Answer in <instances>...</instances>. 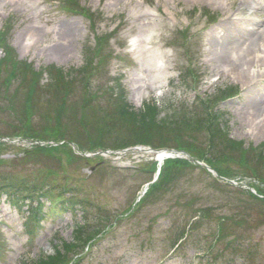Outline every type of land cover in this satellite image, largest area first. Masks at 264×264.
<instances>
[{
	"label": "rangeland",
	"instance_id": "1",
	"mask_svg": "<svg viewBox=\"0 0 264 264\" xmlns=\"http://www.w3.org/2000/svg\"><path fill=\"white\" fill-rule=\"evenodd\" d=\"M81 4L100 14L92 16L97 30L92 28L88 18L61 11L56 0H0V30L6 19L12 18L7 41L14 48V55L21 61L31 62L35 70L54 65L66 72L85 63L86 46L96 43L93 30L100 35L112 32L111 55L105 68L90 83L92 92L104 96L103 107L109 93L102 91L116 83L125 87L128 93L126 101L135 110H140L145 102L153 99L161 108L166 107L165 113L171 110V105L181 102L191 105L196 96L206 97L221 85H237L238 97L225 101L221 106L230 138L243 141L247 146H261L264 150V0H81ZM205 8L217 14L215 21H210L209 15L204 14ZM229 24L242 28L236 44L226 42ZM185 36L190 38L185 49H176L173 45L183 41ZM192 55L201 80L197 89L186 90L179 73L180 69L188 67L185 56ZM44 76L41 85L46 83ZM122 88L118 84L115 90L118 92ZM5 91L10 92L7 102L24 98V92L17 91L16 82H10ZM37 91L46 101L48 92ZM49 101L51 104L47 106L44 103L34 120L28 119L34 128L42 130L45 127L41 126L47 123L65 137L72 136L81 145L100 143L101 140L112 144L114 138L108 139L109 120L106 121L103 114L109 111L101 109L102 114L95 113L91 120L81 122L79 110L75 112L72 107H63L62 102L56 106ZM9 114H12L11 110H0V135L10 132L14 127L11 123L21 117L19 112ZM40 115L45 118L41 119ZM115 124L121 130L120 124ZM181 129L180 125L161 127L157 132L153 131L154 136L159 132L167 136H153L152 142L174 143L181 139L178 137ZM145 133L150 134L148 130ZM129 135L132 138L141 134H135L132 128L122 132V138ZM196 152L201 153V149L197 147ZM16 153L18 150L7 149L4 158H13ZM149 158L150 154L145 151H137L106 159L112 167L127 168ZM35 159L46 166H55V161L42 154ZM224 162L222 159L221 163ZM112 167L92 174L89 165H85L81 175L89 177H85L83 186L108 206L123 208L124 203L133 199L146 177H134L132 171L122 173ZM233 171L245 173L238 167ZM245 181L255 183L251 179ZM181 184L186 195L178 191V195H167L164 200L152 201L137 210L133 216L123 217L101 240L92 244L76 264H264L262 205L238 192L236 189L239 188L235 186L215 183L199 169ZM194 202L195 206L212 208L216 216L247 220L248 224L232 220L227 223L228 229L236 231L237 235L247 236L241 251L227 248L225 240L218 241L215 249L209 253L205 251V258L193 261L199 254L197 248H206L211 241H216L218 226L215 222L208 224L210 218L188 235L175 254L169 250L167 229L173 219L168 211L172 216H178L182 211L177 204L181 203L182 208L189 212V206ZM36 204V200L25 202L19 210L12 207L5 197L0 199V233L7 250L6 255L0 258V264L31 263L41 255L53 254L63 240L72 239L75 217L64 211L59 217L48 215L43 218L31 241L24 226L28 209ZM44 206L43 212L48 210L47 203ZM200 239L205 245L198 244ZM248 247L252 249L251 257L245 254Z\"/></svg>",
	"mask_w": 264,
	"mask_h": 264
},
{
	"label": "trees",
	"instance_id": "2",
	"mask_svg": "<svg viewBox=\"0 0 264 264\" xmlns=\"http://www.w3.org/2000/svg\"><path fill=\"white\" fill-rule=\"evenodd\" d=\"M114 111L113 113L107 115L106 121L109 120L108 122V130H109V136L108 139L110 138H114V140H122V132L123 131H128V129H133L135 134H141L140 137H144V138H151L154 136L153 131H158L161 127L163 128H173V127H177V125H172V124H177V122L175 120H173L171 118V116H169V118H161L159 117V109L156 105L153 106H148L147 109L142 112V113H136L134 111H130L128 109V107L123 106L121 107V110L119 112V108H117V110H112ZM117 113H119V115H117ZM23 116L24 118L22 119V122L24 123L26 130L28 131L27 134L33 135V136H37L38 138L40 137L38 135V132H41L42 135L40 138H49L51 137V134H55V131H58L53 129V126H51L50 124L48 125L46 123V126L44 129L42 130H37V128H34V126H32V123L28 120L29 117ZM45 118V116H43ZM49 121V119H48ZM119 123L121 130H118V128H116V124L115 123ZM205 122H210L208 119L206 121H204L203 124L201 125H197V127L199 128H205L207 130H210V125L211 123H205ZM57 123V121H56ZM22 124V123H21ZM18 124L16 127L17 129L15 131H17V134H22L23 131V125ZM112 125L114 126V128H112ZM192 122L191 120H189L188 122H185L184 127H194L191 126ZM179 126V125H178ZM152 128L154 130H152ZM53 129V130H52ZM107 128H105L104 130L106 131ZM125 129V130H124ZM149 131L150 134L145 133L146 131ZM14 131V132H15ZM120 131V132H119ZM13 132V134H14ZM119 132V133H118ZM211 134H212V138H211V145L213 148V152L221 157H224V159H228L229 160H237L238 162L243 161L244 163H249L250 159H249V155L247 156V154H254L256 153L255 150H250V149H245L243 148L240 144L231 141L230 139H228L222 132V129H220L219 127L213 131L210 130ZM36 133V134H35ZM151 136V137H149ZM167 136V134H164L162 132L156 133V135L154 137H158V138H165ZM179 138L182 137V134L178 135ZM217 140V143H216ZM104 141L101 140L100 141V145H98L97 141L96 144H94L95 146H103L102 143ZM187 148H191L190 146H186ZM43 152H45V154L48 155H57L58 151H60L59 147H55L52 149H41ZM232 150H238L239 152L236 155H232L230 154V152ZM260 159H264V155H262V153H260ZM261 159V160H262ZM189 164L187 162H183L181 160H174L173 162H171L168 165V168H166L165 173H164V178H169L171 177V179L174 176V168H180L183 166H188ZM44 180H47V177L44 178ZM29 184V178L27 177H10V178H0V190L4 191V192H17V191H21V193H26V192H34L37 191L35 190L34 186L31 189ZM92 236V233H85L84 234H80L77 235L75 240L78 241L79 243L85 241L87 238H90ZM64 246L66 247V243L64 244ZM60 250H58L57 254L55 256H49L47 258L45 257H41L40 259L32 262L31 264H61L64 263L65 258L62 257V254L59 252Z\"/></svg>",
	"mask_w": 264,
	"mask_h": 264
},
{
	"label": "bare ground",
	"instance_id": "3",
	"mask_svg": "<svg viewBox=\"0 0 264 264\" xmlns=\"http://www.w3.org/2000/svg\"><path fill=\"white\" fill-rule=\"evenodd\" d=\"M227 30L229 29L230 30V33H231V36H230V40H229V44H236L237 43V38L238 36L240 35L241 33V29L242 28H239L237 27L236 29L235 28H231L230 25H228L227 27ZM237 47V45L235 46V48Z\"/></svg>",
	"mask_w": 264,
	"mask_h": 264
}]
</instances>
